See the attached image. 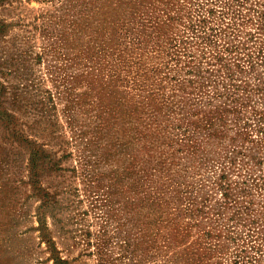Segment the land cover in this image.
Returning <instances> with one entry per match:
<instances>
[{
    "label": "rangeland",
    "instance_id": "obj_1",
    "mask_svg": "<svg viewBox=\"0 0 264 264\" xmlns=\"http://www.w3.org/2000/svg\"><path fill=\"white\" fill-rule=\"evenodd\" d=\"M0 264H264V0H0Z\"/></svg>",
    "mask_w": 264,
    "mask_h": 264
}]
</instances>
